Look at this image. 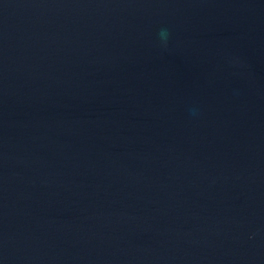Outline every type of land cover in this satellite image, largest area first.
Masks as SVG:
<instances>
[{"label": "water", "instance_id": "1", "mask_svg": "<svg viewBox=\"0 0 264 264\" xmlns=\"http://www.w3.org/2000/svg\"><path fill=\"white\" fill-rule=\"evenodd\" d=\"M0 264H264V0H0Z\"/></svg>", "mask_w": 264, "mask_h": 264}, {"label": "clouds", "instance_id": "2", "mask_svg": "<svg viewBox=\"0 0 264 264\" xmlns=\"http://www.w3.org/2000/svg\"><path fill=\"white\" fill-rule=\"evenodd\" d=\"M161 36L166 39V33L162 32Z\"/></svg>", "mask_w": 264, "mask_h": 264}]
</instances>
